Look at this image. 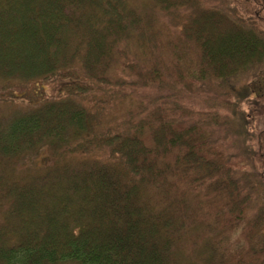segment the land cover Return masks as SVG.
<instances>
[{
    "label": "trees",
    "instance_id": "1",
    "mask_svg": "<svg viewBox=\"0 0 264 264\" xmlns=\"http://www.w3.org/2000/svg\"><path fill=\"white\" fill-rule=\"evenodd\" d=\"M263 62L264 0H0V102L56 85L0 111V264H264Z\"/></svg>",
    "mask_w": 264,
    "mask_h": 264
},
{
    "label": "rangeland",
    "instance_id": "2",
    "mask_svg": "<svg viewBox=\"0 0 264 264\" xmlns=\"http://www.w3.org/2000/svg\"><path fill=\"white\" fill-rule=\"evenodd\" d=\"M215 83L213 82L211 86L219 89V90H227L229 84L227 83ZM233 86H237V91H242L245 89L241 96V106L242 110H249V101L253 100L257 96H264V62L257 65L254 68H251L247 73L240 75L238 78L234 79ZM54 82H47L45 85V90L40 89V87H33L29 89L26 93V97H21L16 100H7L0 102V111H3L6 114H12L17 111H26L29 108H33L38 106L41 101L50 99L55 90ZM258 126V123H255ZM254 125V126H255ZM247 145L253 146V141H248ZM46 148H44L41 157H33L32 159L26 160V164L28 167H33L35 169H39L46 164H50L54 161L52 156H47ZM35 158V159H34ZM34 159V160H33ZM259 200L264 201V193L261 192L259 195Z\"/></svg>",
    "mask_w": 264,
    "mask_h": 264
}]
</instances>
